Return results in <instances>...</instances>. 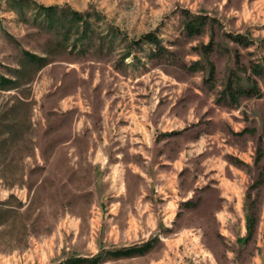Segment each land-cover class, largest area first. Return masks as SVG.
<instances>
[{"label": "rangeland", "instance_id": "1", "mask_svg": "<svg viewBox=\"0 0 264 264\" xmlns=\"http://www.w3.org/2000/svg\"><path fill=\"white\" fill-rule=\"evenodd\" d=\"M0 264H264V0H0Z\"/></svg>", "mask_w": 264, "mask_h": 264}, {"label": "trees", "instance_id": "2", "mask_svg": "<svg viewBox=\"0 0 264 264\" xmlns=\"http://www.w3.org/2000/svg\"><path fill=\"white\" fill-rule=\"evenodd\" d=\"M139 249L141 248H131V249H126V250H119V251H116V252H112L113 254L112 255H116V256H120V255H131L132 253H134L135 251H138ZM85 259L83 258H77V262H81V261H84ZM98 260V258H92L90 260H88V262L90 263H96ZM75 261V263H76Z\"/></svg>", "mask_w": 264, "mask_h": 264}]
</instances>
